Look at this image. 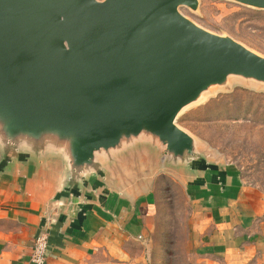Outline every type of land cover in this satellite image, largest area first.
I'll return each mask as SVG.
<instances>
[{
	"label": "water",
	"instance_id": "obj_1",
	"mask_svg": "<svg viewBox=\"0 0 264 264\" xmlns=\"http://www.w3.org/2000/svg\"><path fill=\"white\" fill-rule=\"evenodd\" d=\"M228 1L264 11V0ZM182 7L198 2L0 0V172L61 158L69 179L54 200L69 206L144 151L192 184L229 168L210 166L176 118L229 77L264 85V57Z\"/></svg>",
	"mask_w": 264,
	"mask_h": 264
},
{
	"label": "rangeland",
	"instance_id": "obj_2",
	"mask_svg": "<svg viewBox=\"0 0 264 264\" xmlns=\"http://www.w3.org/2000/svg\"><path fill=\"white\" fill-rule=\"evenodd\" d=\"M197 2V10L182 7L180 13L204 30L228 36L264 57V11L228 0ZM176 125L194 138L198 152L210 166H227L238 172L246 195L233 212L241 215V203L256 202L254 209L259 208L263 214L252 219L249 229L234 225L238 236L234 243L222 245L216 240V234L224 228L221 224H225L227 212L218 216L220 222L207 225L204 232L198 233L199 224L205 218L214 222L216 214L207 215L200 207H193L182 184L169 175V169L164 170L163 160L144 151L162 171L154 177L152 185L136 186V192L152 186L157 213L144 225V234L127 225L123 230L130 239L119 243L122 250H118V244L111 256L105 251L109 246L105 245V250L96 256L98 259L88 264H238L237 254H232L234 248L243 246L248 235L252 236L250 245L261 241L259 236L264 239V85L229 77L226 85L210 88L198 101L183 108ZM128 155L129 152L125 157ZM179 168L173 170L178 172ZM218 247L233 255L231 262L216 255ZM248 257L264 264V256L256 252Z\"/></svg>",
	"mask_w": 264,
	"mask_h": 264
},
{
	"label": "crops",
	"instance_id": "obj_3",
	"mask_svg": "<svg viewBox=\"0 0 264 264\" xmlns=\"http://www.w3.org/2000/svg\"><path fill=\"white\" fill-rule=\"evenodd\" d=\"M119 160L108 175L88 184L81 193L84 197L72 199L69 206L54 200L69 179L61 158L50 157L44 163L24 160L0 172V264H32V246L42 234L49 239L45 264H88L98 259L96 256L105 250V245L109 246L105 251L113 256V251H117L115 246L130 239L123 230L127 225L144 234V225L157 213L155 190L151 186L136 192V186L152 185L162 170L145 153ZM219 171L225 172L221 178L217 176ZM237 173L229 167L218 170L215 175L200 174L198 177L204 178L202 185L192 184L197 176L177 178L193 207H200L207 215L216 214L214 222L205 218L199 224L198 233L204 232L207 225L220 222L218 216L222 213H229L225 224H221L224 228L216 234V240L222 245L234 243L238 237L234 233L236 226L249 229L252 219L263 214L259 208L254 209L256 202L241 203V215L233 212L246 195ZM245 239L244 245L234 248L232 254H237L238 264H257L248 255L256 252L263 257L261 241L264 239L259 236L261 241L253 245L249 242L252 236ZM218 249L216 255L232 261L233 255Z\"/></svg>",
	"mask_w": 264,
	"mask_h": 264
},
{
	"label": "built area",
	"instance_id": "obj_4",
	"mask_svg": "<svg viewBox=\"0 0 264 264\" xmlns=\"http://www.w3.org/2000/svg\"><path fill=\"white\" fill-rule=\"evenodd\" d=\"M47 236L42 234L34 240L30 261L32 264H45Z\"/></svg>",
	"mask_w": 264,
	"mask_h": 264
}]
</instances>
